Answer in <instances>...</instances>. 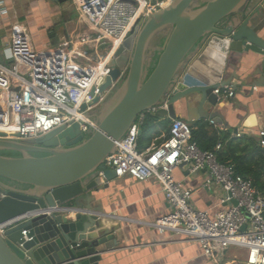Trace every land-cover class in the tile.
<instances>
[{
    "label": "water",
    "instance_id": "obj_1",
    "mask_svg": "<svg viewBox=\"0 0 264 264\" xmlns=\"http://www.w3.org/2000/svg\"><path fill=\"white\" fill-rule=\"evenodd\" d=\"M252 5L257 8L250 12ZM258 14L259 26L253 23ZM263 17L264 0H174L141 21L113 54L101 93L125 79L104 98L95 115L98 129L89 138L79 124L24 142L0 134V152L20 155H0V227L19 223L0 235V264H99L118 245L117 230L98 232L108 217L93 211L91 203L84 207L92 193L117 179L112 170L100 175L104 160L138 117L168 94V110H159L158 118L176 120V107L184 105L192 122L191 106L197 104L196 120L222 125L215 90L254 89L251 79L257 74L264 80ZM166 29L168 41L150 73L149 49ZM244 63H251L253 71L242 78L236 73Z\"/></svg>",
    "mask_w": 264,
    "mask_h": 264
},
{
    "label": "built area",
    "instance_id": "obj_2",
    "mask_svg": "<svg viewBox=\"0 0 264 264\" xmlns=\"http://www.w3.org/2000/svg\"><path fill=\"white\" fill-rule=\"evenodd\" d=\"M173 1L69 0L80 17L90 24L92 32L72 39L65 48L56 51H37L30 34L14 26L13 31H21L12 35L4 51L9 67L0 63V127L15 130L0 131L3 138L24 142L73 124H79L84 135H91L98 129L95 115L104 98L115 92L120 83V80L113 83L104 94L100 91L110 75L107 68L110 59L100 78L90 85L98 64L114 46L119 48L141 21L168 8ZM4 14L7 11L0 2V15ZM103 45L105 51L101 52L99 47ZM67 46L71 48L68 50ZM77 62L82 65L78 66ZM124 76L122 73L120 78ZM214 93L219 101L235 95L230 87H219ZM169 97L170 94L166 95L163 103L138 117L125 137L116 143L115 152L104 160L100 175L112 170L117 178L131 177L142 182L156 180L170 211L146 225L161 234H174L183 242L198 243L204 255L215 264H229L225 257L231 247L247 251L244 264H264V196L251 178L237 173L235 165L219 160L222 143L212 151L200 149L193 141L190 124L176 119L160 145L140 152L139 140L146 114L168 110ZM211 124L216 125L213 121ZM259 138L264 147V131L259 133ZM183 166L188 176L207 174L204 187L215 196L221 192L224 196L217 198L207 210L195 207L193 191L175 176L176 170ZM18 224L10 222L1 226L0 235L4 236Z\"/></svg>",
    "mask_w": 264,
    "mask_h": 264
},
{
    "label": "crops",
    "instance_id": "obj_3",
    "mask_svg": "<svg viewBox=\"0 0 264 264\" xmlns=\"http://www.w3.org/2000/svg\"><path fill=\"white\" fill-rule=\"evenodd\" d=\"M0 2L4 3L7 11V14L0 15V63L10 64L5 59L4 51L12 35L21 31H13L14 26H19L30 34L37 51H56L65 48V44L72 39L77 40L92 32L90 24L80 17L70 2L58 3L56 0H0ZM256 8L252 5L249 11ZM261 22L262 16L258 14L253 23L259 26ZM262 31L264 37V28ZM252 71L253 65L244 63L239 66L236 74L245 78ZM229 73L233 75L232 71ZM253 81L254 89L246 86L236 89L231 86L230 88L235 92L233 98L220 101L219 114L223 118L222 125H212L211 120H196L200 116L197 104L191 106V118L194 119L192 122L188 120L189 113L184 105L176 107L177 119L190 124L195 137L193 141L200 149L209 150L214 136L228 137L229 140L250 137L259 145V154H264V147L261 146L259 138V133L264 131V80L260 74H257L251 79V82ZM251 82L247 85H251ZM232 84L237 85L239 82L233 81ZM163 120L171 122L168 127L170 129L173 120L170 118ZM159 131L161 135L155 137L149 145L145 143L142 148L147 150L166 137L162 127ZM218 144L211 149L215 150ZM225 147L226 141L223 142V148ZM175 176L193 191V203L198 209L207 210L217 202L213 191L204 187L207 180V174L204 172L188 176L186 167L183 166L176 170ZM91 196L84 207L91 203L89 206L93 211L100 209L101 214L117 216V218L105 217L108 221L104 220L102 230H98L99 232L115 229L118 237L117 247L104 253L99 264H215L204 255L198 243L183 242L174 234H161L155 228L146 225V223H154L170 211L162 187L156 180L142 182L131 177L117 178L110 183L108 189L92 193ZM217 196L222 197L224 193L221 192ZM231 255L228 250L225 262L240 264L235 260L237 256L231 257Z\"/></svg>",
    "mask_w": 264,
    "mask_h": 264
},
{
    "label": "trees",
    "instance_id": "obj_4",
    "mask_svg": "<svg viewBox=\"0 0 264 264\" xmlns=\"http://www.w3.org/2000/svg\"><path fill=\"white\" fill-rule=\"evenodd\" d=\"M168 38L169 34L166 37L160 38L156 44L159 50L155 51L154 54L148 58L147 64L149 66L150 73L156 67L160 54L164 50ZM170 123L171 122L169 120H162L156 115L146 114L145 122L142 128V135L139 140L140 152L146 151L145 148H142L145 143L149 145L155 137L161 135V131H159L160 127L165 130L167 137ZM89 137L90 135L86 138ZM193 138L195 137L193 136ZM213 138L214 139H211L210 142V149L218 144L219 141L222 144L226 141V147L218 154L219 160L222 163L231 162L235 165L237 173L244 177L251 178L254 186L264 196V154H259L260 147L256 140L250 137H244L243 139L238 140H229L228 137L220 138V136H214ZM163 141L164 138L156 145H160Z\"/></svg>",
    "mask_w": 264,
    "mask_h": 264
},
{
    "label": "rangeland",
    "instance_id": "obj_5",
    "mask_svg": "<svg viewBox=\"0 0 264 264\" xmlns=\"http://www.w3.org/2000/svg\"><path fill=\"white\" fill-rule=\"evenodd\" d=\"M76 15H78V14H76ZM85 19V18H84ZM86 20V19H85ZM87 21V20H86ZM170 33V29H166L165 31H163V32H161L160 34H158L157 36H156V38L154 39V41H153V45H152V47L155 45V42H157L160 38H162V37H166L168 34ZM61 44V43H60ZM64 45V44H63ZM62 45V46H63ZM66 45V44H65ZM105 47L106 46H100L99 47V51H101V52H103V51H105ZM57 48H59V47H57ZM67 48H68V50L71 48V46H67ZM95 52V51H94ZM151 52H153V51H151ZM96 53V52H95ZM1 64H3V65H5V66H8L9 67V65L7 64V63H5V62H2ZM77 65L78 66H81L82 65V62H77ZM91 67H94V66H92L91 65ZM89 69H91V68H89ZM125 79V78H124ZM124 79L122 80V81H120V83H119V87L118 88H120V86H121V84H122V82L124 81ZM99 111H102V107H99ZM4 156H7V157H17V153H15V152H6V154L4 155ZM216 197L218 198V196L216 195ZM230 252L232 253V255H231V257H234V255H236L237 256V259L235 258V260H237V261H239V262H241V264H244V262L246 261V254H247V251L246 250H244V249H241V248H238V247H231L230 249Z\"/></svg>",
    "mask_w": 264,
    "mask_h": 264
},
{
    "label": "bare ground",
    "instance_id": "obj_6",
    "mask_svg": "<svg viewBox=\"0 0 264 264\" xmlns=\"http://www.w3.org/2000/svg\"><path fill=\"white\" fill-rule=\"evenodd\" d=\"M118 48V45L117 46H114L112 48V50L110 51V53L106 56L105 60H103L102 62H100L98 65V70L96 72V75L94 76L93 79L90 80V85L94 84V82H96L100 76L102 75V73L104 72V69L106 67V65L108 64L109 60L112 58L113 54L115 53V51L117 50ZM0 131H4L3 129L0 128ZM8 131H13V130H8Z\"/></svg>",
    "mask_w": 264,
    "mask_h": 264
},
{
    "label": "flooded vegetation",
    "instance_id": "obj_7",
    "mask_svg": "<svg viewBox=\"0 0 264 264\" xmlns=\"http://www.w3.org/2000/svg\"><path fill=\"white\" fill-rule=\"evenodd\" d=\"M156 44H157V42H155V45L151 49H149V51H153V54H154L155 51L159 50V48L157 47ZM147 61H148V59H147ZM5 154H6V152H0V155H3L4 156ZM35 156H37V157H43L45 155H35ZM17 157H20V155L17 154Z\"/></svg>",
    "mask_w": 264,
    "mask_h": 264
}]
</instances>
